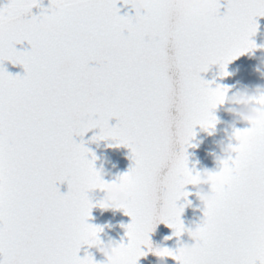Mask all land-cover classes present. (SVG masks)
<instances>
[{
    "label": "snow or ice",
    "instance_id": "1",
    "mask_svg": "<svg viewBox=\"0 0 264 264\" xmlns=\"http://www.w3.org/2000/svg\"><path fill=\"white\" fill-rule=\"evenodd\" d=\"M119 2L49 0L39 15L32 9L41 0L0 6V264H95L78 255L102 232L88 223L97 206L88 194L106 183L84 145L92 129L93 142L130 150L132 166L113 182L128 196L117 210L131 218L122 226V264L149 253L176 264H264V124L234 130L238 156L188 230L190 255L153 248L149 238L160 223L175 237L186 231L187 151L197 126L214 130L212 109L226 91L201 73L218 65L226 77L227 65L256 47L264 0H225L223 14L221 0H208L203 12L145 0L144 11L124 16ZM191 16L202 24L190 25ZM43 21L50 27L41 29ZM25 41L30 50L17 51ZM5 61L25 74L10 75Z\"/></svg>",
    "mask_w": 264,
    "mask_h": 264
},
{
    "label": "water",
    "instance_id": "2",
    "mask_svg": "<svg viewBox=\"0 0 264 264\" xmlns=\"http://www.w3.org/2000/svg\"><path fill=\"white\" fill-rule=\"evenodd\" d=\"M6 0H0V6L4 5ZM221 14L226 11L225 0H221ZM120 9V15H135V12L126 6L122 0L116 5ZM49 7V0H41L40 7H34L32 9L33 15H39L41 8ZM258 29L256 34L252 37V40L257 46V51L254 54L246 53L241 55L237 59L233 60L227 65L226 71L228 76L222 77L221 69L218 65H212L205 73H201V77L204 81L209 82L211 87L215 89L217 86L228 87L231 91L228 93L231 96L234 92L242 90L244 88L252 89L257 85L264 86V78H261L259 72L256 71L257 67L261 72H264V65L260 64L262 58H264V17L257 19ZM17 51L30 50V45L25 41L23 44L16 45ZM3 68L12 76H23L24 69L21 65H13L11 62L5 61ZM229 106L225 104L222 107H218L215 112L217 118V125L212 135L203 131L197 126L194 131L196 133L195 138L191 141L195 147L188 149L187 154L189 158V168L194 166L197 170H214L216 168L215 155H218V149L216 143L225 138L226 133L231 135L234 131L231 127V117L226 113V109ZM173 115L175 111L173 110ZM110 126L116 125V120L113 119L109 122ZM247 125L236 124L235 130H244ZM99 134V129H92L88 131L84 137V145L89 151L95 155V169L100 173L102 179L106 183L115 182L118 177L127 173L128 169L132 166L130 160V150L126 147H110L114 144V141L105 140L93 142L92 137ZM76 143L81 142L80 137H74ZM225 143L227 141L225 140ZM92 157L89 156V159ZM60 194L65 195L68 191L67 183L58 185ZM185 191L191 193L188 196V204L184 208V212L181 216V220L185 226L186 231L180 236L175 237L173 230L160 223L155 230L150 234V241L153 248H167L173 252H176L179 248L185 245L191 246L195 243L188 234V230L194 231L197 225L203 219V205L199 202L194 194V189L191 186H186ZM89 199L95 205L91 211V218L88 223L94 227L102 229L100 232V239L105 243L119 244L123 240L124 244H127V238L125 236V227L131 223V218L124 215L122 210L109 209L103 210L99 207V201L103 197V193L99 190H93L89 192ZM186 202L182 198L179 205H184ZM125 226V227H122ZM169 237H171L169 239ZM147 251L146 248L142 249ZM86 254H90L95 264H103V258L96 252L95 249L82 245L78 253L79 257L83 259ZM138 264H176V261L170 257H164L162 260L152 253H149L146 257L139 260Z\"/></svg>",
    "mask_w": 264,
    "mask_h": 264
},
{
    "label": "clouds",
    "instance_id": "3",
    "mask_svg": "<svg viewBox=\"0 0 264 264\" xmlns=\"http://www.w3.org/2000/svg\"><path fill=\"white\" fill-rule=\"evenodd\" d=\"M208 0H179V6L184 9L195 10L196 12H203L207 9ZM128 6L134 11L145 10V0H129ZM47 7L46 9H48ZM49 15H54V10L49 9ZM190 25H200L202 20L199 16H191L188 18ZM50 27L47 21L41 23V29ZM257 46L250 49L247 53L254 54L257 51ZM261 65H264V58L260 61ZM257 72L260 73L261 78H264V72L260 71L257 67ZM222 76V72H220ZM223 77V76H222ZM226 89L223 92L222 97L218 104L212 109V114L216 119V125L218 123L215 112L218 107H222L227 104L229 107L226 109V113L231 117L230 127L235 130L236 124H244L247 127H252L259 124H264V86L257 85L255 88H244L234 92L231 96L228 93L231 91L228 87H222ZM211 131L212 135L215 131ZM225 140L227 143H225ZM242 143L241 140L234 136V131L231 135L226 133L225 138L216 143L218 149V155H215L216 168L214 170H197L195 166L192 168V178L188 182L187 186H191L194 189V194L199 202L204 206L209 204L213 200V189L218 186L220 177L224 174L225 169L230 162L238 156L236 146ZM103 193L102 199L99 201V205L103 210L119 209L127 202L128 196L125 187L120 183H105L97 188ZM100 234V233H99ZM94 239L91 243V247L96 250L97 253L103 258V264H122L123 259L127 256V249L119 244L109 242L105 244L100 235ZM195 241V238L192 239ZM194 245H185L182 247L183 254L188 256L193 251ZM161 260L163 258L158 257Z\"/></svg>",
    "mask_w": 264,
    "mask_h": 264
}]
</instances>
